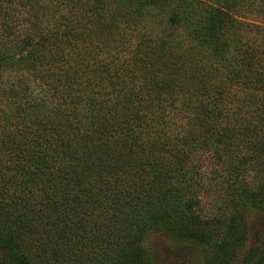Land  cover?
Wrapping results in <instances>:
<instances>
[{"label":"trees","instance_id":"trees-1","mask_svg":"<svg viewBox=\"0 0 264 264\" xmlns=\"http://www.w3.org/2000/svg\"><path fill=\"white\" fill-rule=\"evenodd\" d=\"M18 8L24 32L0 39V264H62L108 240L110 263L156 264L129 236L172 235L169 221L140 216L166 194L160 179L238 137L264 149V0Z\"/></svg>","mask_w":264,"mask_h":264},{"label":"rangeland","instance_id":"rangeland-1","mask_svg":"<svg viewBox=\"0 0 264 264\" xmlns=\"http://www.w3.org/2000/svg\"><path fill=\"white\" fill-rule=\"evenodd\" d=\"M22 16L18 0H0V39L9 42L18 32H24ZM6 76L3 72L4 79ZM245 140L244 136L238 137L236 145L220 150L221 158L214 156L212 149L196 150L187 164L177 170L175 178H168L166 184L161 178L159 184L166 194L157 193L152 199L155 209L150 212L153 206L146 204L140 216L169 221L172 235L160 231L144 239L130 235V242L146 245L156 264H248L254 259L264 250V212L250 210L248 198L264 200V149ZM22 244L19 251L33 243L26 239ZM111 244L108 240L101 246L83 248L86 255L62 264H115L102 256L103 252L118 250V245ZM3 252L0 250V263L6 258ZM12 261L41 264L32 255H15ZM119 264L131 262L123 257Z\"/></svg>","mask_w":264,"mask_h":264}]
</instances>
